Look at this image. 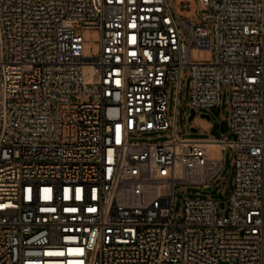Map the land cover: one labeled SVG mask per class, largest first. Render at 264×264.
I'll return each mask as SVG.
<instances>
[{
	"label": "built area",
	"instance_id": "built-area-1",
	"mask_svg": "<svg viewBox=\"0 0 264 264\" xmlns=\"http://www.w3.org/2000/svg\"><path fill=\"white\" fill-rule=\"evenodd\" d=\"M194 2L0 0V264H264V0ZM186 67L196 116L231 88L233 139L178 132ZM156 132L173 136L133 140ZM228 148V198L174 218L178 187L213 192Z\"/></svg>",
	"mask_w": 264,
	"mask_h": 264
},
{
	"label": "rangeland",
	"instance_id": "rangeland-1",
	"mask_svg": "<svg viewBox=\"0 0 264 264\" xmlns=\"http://www.w3.org/2000/svg\"><path fill=\"white\" fill-rule=\"evenodd\" d=\"M195 3L194 0H191ZM172 2V0H170ZM183 15V12H181ZM192 19L198 20L196 10L188 14ZM84 38V53L86 55H98L101 47V32L99 29H85L81 31ZM192 62L208 61L211 58V52L200 47H192L190 53ZM190 88H191V71L190 67H186L182 77V95L180 96L179 116H178V132L184 134L189 138L196 139H213L221 138L223 134H227L231 139L234 135L231 133V88L226 86L222 90L221 111L219 115L212 114L211 119L202 117L201 114H209L205 110H198L197 116L192 122L189 117L192 112L190 104ZM176 106V92L174 88L169 94V118L173 125V115ZM192 127H196L197 131L193 132ZM173 132H156V133H142L134 136V141L150 142L163 141L171 138ZM235 185V150L228 148L224 153V169L217 178L213 192L205 191L202 187L197 186H179L174 201L173 217L182 220L184 216V203L188 197H209L213 193L222 192L225 199L228 198L231 189ZM225 264V263H221Z\"/></svg>",
	"mask_w": 264,
	"mask_h": 264
},
{
	"label": "water",
	"instance_id": "water-1",
	"mask_svg": "<svg viewBox=\"0 0 264 264\" xmlns=\"http://www.w3.org/2000/svg\"><path fill=\"white\" fill-rule=\"evenodd\" d=\"M220 111H221V109L220 108H218V109H215L214 110V114L215 115H219L220 114ZM201 116L202 117H207V118H209V119H211V117H212V114H205V113H203V114H201ZM196 117V110H194V109H192V112H191V115H190V117H189V121H193L194 120V118ZM192 131L193 132H196L197 131V128L196 127H192ZM211 188H208V190H210ZM222 196H223V194L220 192V193H218L217 195H216V197H218V198H222ZM225 206V204H224V202L222 203V207H224Z\"/></svg>",
	"mask_w": 264,
	"mask_h": 264
},
{
	"label": "bare ground",
	"instance_id": "bare-ground-1",
	"mask_svg": "<svg viewBox=\"0 0 264 264\" xmlns=\"http://www.w3.org/2000/svg\"><path fill=\"white\" fill-rule=\"evenodd\" d=\"M209 147L211 153L216 156L222 155L223 145L218 142H208L206 143Z\"/></svg>",
	"mask_w": 264,
	"mask_h": 264
}]
</instances>
